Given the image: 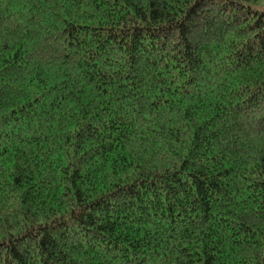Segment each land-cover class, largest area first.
Returning a JSON list of instances; mask_svg holds the SVG:
<instances>
[{
	"label": "trees",
	"instance_id": "trees-1",
	"mask_svg": "<svg viewBox=\"0 0 264 264\" xmlns=\"http://www.w3.org/2000/svg\"><path fill=\"white\" fill-rule=\"evenodd\" d=\"M256 0H0V264H264Z\"/></svg>",
	"mask_w": 264,
	"mask_h": 264
},
{
	"label": "rangeland",
	"instance_id": "rangeland-1",
	"mask_svg": "<svg viewBox=\"0 0 264 264\" xmlns=\"http://www.w3.org/2000/svg\"><path fill=\"white\" fill-rule=\"evenodd\" d=\"M254 6L257 9L264 11V0H256Z\"/></svg>",
	"mask_w": 264,
	"mask_h": 264
}]
</instances>
